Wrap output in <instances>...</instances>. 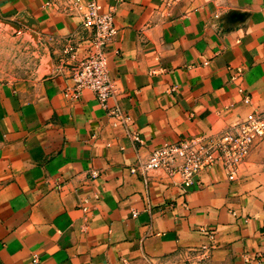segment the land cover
<instances>
[{"label":"crops","instance_id":"crops-1","mask_svg":"<svg viewBox=\"0 0 264 264\" xmlns=\"http://www.w3.org/2000/svg\"><path fill=\"white\" fill-rule=\"evenodd\" d=\"M96 1L117 27L106 105L64 93L89 37L71 0H0L66 47L40 81L0 80V264H264V138L234 179L222 164L188 185L130 171L264 113V0Z\"/></svg>","mask_w":264,"mask_h":264},{"label":"built area","instance_id":"built-area-1","mask_svg":"<svg viewBox=\"0 0 264 264\" xmlns=\"http://www.w3.org/2000/svg\"><path fill=\"white\" fill-rule=\"evenodd\" d=\"M71 4L80 12L89 37L87 50L82 54L74 52L71 56L69 83L64 93L77 98L89 89L102 105H106L117 92L107 53V46L117 33L113 12L103 10L102 4L96 0H71ZM117 120L113 123L117 124ZM130 137L134 142H141L137 133L130 134ZM255 137L264 138V113L251 111L216 134L198 133L163 142L150 151L146 159L137 158L130 171L145 178L150 171L161 169L169 175H177L182 184L188 185L202 169L222 164L228 177L234 179ZM87 208L83 206L84 210ZM202 247L207 248L206 245ZM33 260H37L36 256Z\"/></svg>","mask_w":264,"mask_h":264},{"label":"rangeland","instance_id":"rangeland-1","mask_svg":"<svg viewBox=\"0 0 264 264\" xmlns=\"http://www.w3.org/2000/svg\"><path fill=\"white\" fill-rule=\"evenodd\" d=\"M64 48L62 39L46 37L27 17L0 16V80L34 84L59 70Z\"/></svg>","mask_w":264,"mask_h":264}]
</instances>
